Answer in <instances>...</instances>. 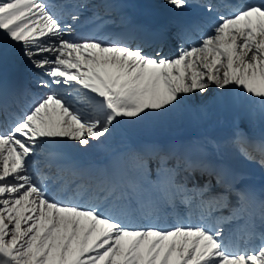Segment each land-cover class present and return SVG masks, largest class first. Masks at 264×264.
I'll return each mask as SVG.
<instances>
[{
  "label": "snow or ice",
  "instance_id": "obj_1",
  "mask_svg": "<svg viewBox=\"0 0 264 264\" xmlns=\"http://www.w3.org/2000/svg\"><path fill=\"white\" fill-rule=\"evenodd\" d=\"M163 2L177 16L199 11L113 31L111 6L0 0V66L18 57L32 76L0 80V264H264V190L224 158L230 146L264 169V137L241 127L264 125V0ZM169 26L175 54L163 42L151 53L130 43L163 38ZM182 107L199 120L241 115L224 145L206 138L195 159L190 147L122 134L126 122ZM93 147L108 153L103 163L72 159ZM123 165L139 179L116 182ZM153 166L165 176L159 189L148 180ZM181 168L201 173L193 188L175 183Z\"/></svg>",
  "mask_w": 264,
  "mask_h": 264
},
{
  "label": "rangeland",
  "instance_id": "obj_2",
  "mask_svg": "<svg viewBox=\"0 0 264 264\" xmlns=\"http://www.w3.org/2000/svg\"><path fill=\"white\" fill-rule=\"evenodd\" d=\"M160 3L164 5V2ZM211 92L212 89L209 90V94H211ZM192 99L199 101L201 97L197 94ZM187 109V107H182L177 111H170L169 113L149 112L142 121L126 122L127 129H124L122 125V134L134 144L139 141L151 140L167 146L168 143L178 140L176 144L182 143L185 145L187 143V138L193 135L199 137L208 136V138L222 137L223 132L225 135H231L234 121L238 115H241L238 110H235V114L226 110H216L212 112L209 118L204 120L196 119L194 115H192V120L188 122L184 116L185 110ZM223 112H227L228 114ZM241 127L245 132L252 133L255 137H259V135L264 137V125H261L259 121L256 122L255 127H249L247 121H242ZM187 148L189 147L187 146ZM195 149L196 146L193 147L192 152H196ZM230 149L231 148H228L226 150L225 155ZM77 152L85 155L86 151ZM105 155H108V153L103 151L102 155L98 158ZM240 159L244 160L242 157Z\"/></svg>",
  "mask_w": 264,
  "mask_h": 264
},
{
  "label": "bare ground",
  "instance_id": "obj_3",
  "mask_svg": "<svg viewBox=\"0 0 264 264\" xmlns=\"http://www.w3.org/2000/svg\"><path fill=\"white\" fill-rule=\"evenodd\" d=\"M9 60H11V58L9 59ZM2 66H0V68H1ZM212 91H213V89H212ZM226 111H228V112H232L233 114H235L236 113V111H235V109H233V110H226ZM225 114H228L227 112H225ZM192 113L187 109V110H185V113H184V116L186 117V119H187V121L189 122V121H191L192 120ZM123 126H126V123H124L123 124ZM102 151V149H100V148H96V147H93V148H89L88 149V151H86L85 152V157H89V156H93V155H98V153H100ZM97 153V154H96ZM235 153V154H234ZM237 153L235 152V150H233V155H234V157L237 159V160H240V158L236 155ZM76 157V161H78V160H81V159H83V160H86V159H84L83 157H81L82 155L81 154H74ZM232 155V154H231ZM194 156V155H193ZM232 157V156H231ZM215 159V158H214ZM237 160H234V159H230V162L236 167V165H237ZM79 163H82V164H84V162H79ZM123 168V166H121V169ZM120 169V170H121ZM219 214V213H218Z\"/></svg>",
  "mask_w": 264,
  "mask_h": 264
}]
</instances>
